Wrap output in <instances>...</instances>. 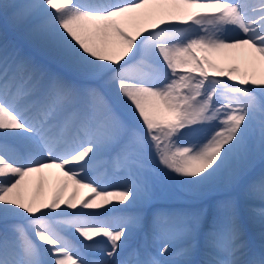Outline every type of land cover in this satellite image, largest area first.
<instances>
[{"label":"snow or ice","instance_id":"1","mask_svg":"<svg viewBox=\"0 0 264 264\" xmlns=\"http://www.w3.org/2000/svg\"><path fill=\"white\" fill-rule=\"evenodd\" d=\"M0 16L64 70L0 34V264H264V0H0ZM53 168L61 189L29 198Z\"/></svg>","mask_w":264,"mask_h":264},{"label":"rangeland","instance_id":"2","mask_svg":"<svg viewBox=\"0 0 264 264\" xmlns=\"http://www.w3.org/2000/svg\"><path fill=\"white\" fill-rule=\"evenodd\" d=\"M0 34L6 36L10 42L22 47L26 52L31 54L39 63H41L48 71L53 73H60L64 71L63 68L55 60L51 59L50 57H47L40 50L32 47L19 32L13 29L10 23L5 21L2 16H0ZM222 53L223 52L212 53L210 55L222 67L237 66L240 68L241 72L246 70L251 71V68L241 62V60L238 58L240 55L239 53L228 52L226 56H224ZM257 165L258 167H256V171L259 172L262 165L259 163V161L257 162ZM47 172L48 170L38 173V186L41 187L38 189L39 191L37 195H34L32 187L27 186L26 195H34L33 198H37L40 200H49L57 191L61 189L64 181L66 180L62 172L54 173V175H56L55 180H53L50 177L51 175H48ZM45 177L47 179H45ZM28 180L29 179L27 178L26 183L28 182ZM162 192L165 197L162 201L163 204L170 205L176 203L173 197L178 193L177 186L174 182L169 181L166 184L162 185ZM63 195L65 198H68L72 195V193L70 191L65 190ZM248 228L250 238L258 246L261 243V230L259 225H248Z\"/></svg>","mask_w":264,"mask_h":264},{"label":"bare ground","instance_id":"3","mask_svg":"<svg viewBox=\"0 0 264 264\" xmlns=\"http://www.w3.org/2000/svg\"><path fill=\"white\" fill-rule=\"evenodd\" d=\"M227 53L228 52H223L222 54L224 55V56H226L227 55ZM48 170V172H47V174L48 175H51L50 177L53 179V180H55L56 179V175H54V173H60L61 171L59 170V169H55V168H53V169H47ZM50 171V172H49ZM47 175V176H48ZM29 180H28V182L26 183V186L27 187H32V189H33V193H34V195H37V193H38V189L41 187H39L38 186V179H39V177H38V173H34V174H32L29 178H28ZM45 179H47L46 177H45ZM67 191H70L72 194H73V192L75 191L77 194H76V200H77V202L80 200V199H82V198H84L85 196H88L89 195V190L88 189H83V188H81V189H78L77 190V188H76V185L74 184V183H72L71 181H68V186H67V189H66ZM33 195V196H34ZM29 198H33V196L32 195H27Z\"/></svg>","mask_w":264,"mask_h":264}]
</instances>
